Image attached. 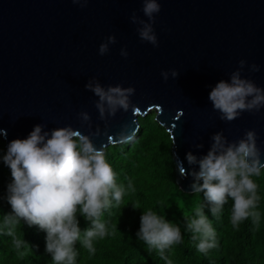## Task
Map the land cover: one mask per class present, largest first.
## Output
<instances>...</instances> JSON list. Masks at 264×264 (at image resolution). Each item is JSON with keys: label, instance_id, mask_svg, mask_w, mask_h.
Wrapping results in <instances>:
<instances>
[{"label": "water", "instance_id": "water-1", "mask_svg": "<svg viewBox=\"0 0 264 264\" xmlns=\"http://www.w3.org/2000/svg\"><path fill=\"white\" fill-rule=\"evenodd\" d=\"M154 31L158 46L142 41L139 25L130 21L142 12V0H0V139L7 151L16 138H26L37 124L46 129L71 125L90 134L97 148L118 142L127 124L131 133L137 116L149 111L168 133L174 181L182 192H193L186 153H207L211 137L222 131L228 141L246 130L257 133L264 163V107L243 112L231 122L220 119L209 100L212 87L229 79L239 61L242 76L264 88V0H159ZM114 35L105 55L99 45ZM128 52L121 55V49ZM256 64L259 71H250ZM176 69L179 75L163 70ZM92 77L104 86H132L131 101L140 108L118 110L101 120L98 99L85 88ZM86 111L91 127L81 121ZM109 137H112L110 140ZM202 144V148H197ZM202 183V181H201Z\"/></svg>", "mask_w": 264, "mask_h": 264}, {"label": "clouds", "instance_id": "clouds-1", "mask_svg": "<svg viewBox=\"0 0 264 264\" xmlns=\"http://www.w3.org/2000/svg\"><path fill=\"white\" fill-rule=\"evenodd\" d=\"M72 2L83 7L89 0ZM142 4V12L147 19L133 12L130 21L139 25L137 32L142 41L158 46L153 26L161 4L159 0H142ZM114 43L116 37L108 36L99 45V54L108 53L109 45ZM121 55L127 57L126 49H121ZM245 64V60H240L239 67L231 72L230 78L219 80L209 93L212 108L219 112L221 120L231 122L245 111H259L264 107V88L242 76ZM250 71H259V66L252 64ZM169 74L176 78L179 72L176 69L161 72L165 81ZM85 88L98 98L95 107L101 120L115 116L118 110L127 112L131 108L133 112L140 111L130 99L135 94L132 86H104L92 77ZM78 115L91 127L88 112L81 111ZM45 129V124H37L26 138L11 140L2 157L11 170L7 200L12 211L4 214L0 231L11 237L15 249L20 250L29 244L18 238V225L21 221L29 227L37 225L46 232L45 250L54 264H76V242L80 241L89 253L95 252L94 241L109 234L102 220L103 212L111 207L113 200L120 204L125 188L116 182V173L106 159L105 147L97 148L92 139L99 135V128L90 134L82 133L71 125ZM136 131L129 133L128 125H123L116 134L118 142L131 141ZM196 147L202 148L203 145L197 144ZM186 160L190 166L198 165L199 170L192 169L188 173L181 167V175H191L193 192L203 193L213 216H217L231 198L233 226H238L249 216L259 220V213L254 210L259 199L258 185L253 177L264 169V163H261V149L257 146L254 129L246 130L244 136L235 141H228L222 131L215 132L206 154L197 157L189 151ZM127 188L134 191L131 181ZM78 213L91 225L83 232ZM195 217L191 220L185 217L186 229L191 233V239L198 240V251L207 252L215 247V229L203 207L195 210ZM137 237L156 249L161 258L167 259L165 251L181 242L182 232L180 226L166 220L164 214L149 209L140 217Z\"/></svg>", "mask_w": 264, "mask_h": 264}, {"label": "trees", "instance_id": "trees-1", "mask_svg": "<svg viewBox=\"0 0 264 264\" xmlns=\"http://www.w3.org/2000/svg\"><path fill=\"white\" fill-rule=\"evenodd\" d=\"M134 130L136 135L131 141L104 148L106 159L116 173V182L125 188V194L119 205L113 200L111 207L104 210L102 220L109 234L94 241V253H89L80 241L76 242V264H168V261L171 264H264V169L253 177L258 185L259 199L254 210L259 213V220L249 216L233 226L231 198L213 216L203 193L182 192L178 188L169 135L154 121L152 111L137 116ZM6 152L0 139V225L4 214L12 211L7 200L11 170L2 159ZM129 181L134 191L128 190ZM198 207L204 208L216 232L215 247L207 252L198 251V240L191 239L186 229L185 217L196 218ZM149 209L164 214L166 220L181 228L182 240L165 251L167 259L137 237L140 217ZM77 216L82 232L91 227L82 215ZM17 236L29 245L17 250L12 238L0 231V264H54L45 250L46 232L39 226L29 227L21 221Z\"/></svg>", "mask_w": 264, "mask_h": 264}]
</instances>
